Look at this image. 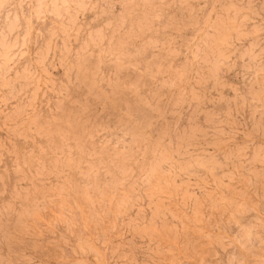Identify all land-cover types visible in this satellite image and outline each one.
Returning a JSON list of instances; mask_svg holds the SVG:
<instances>
[{
	"label": "rangeland",
	"instance_id": "rangeland-1",
	"mask_svg": "<svg viewBox=\"0 0 264 264\" xmlns=\"http://www.w3.org/2000/svg\"><path fill=\"white\" fill-rule=\"evenodd\" d=\"M0 264H264V0H0Z\"/></svg>",
	"mask_w": 264,
	"mask_h": 264
}]
</instances>
